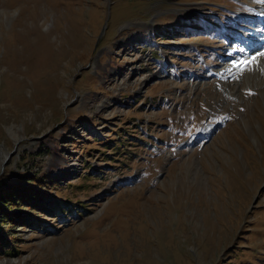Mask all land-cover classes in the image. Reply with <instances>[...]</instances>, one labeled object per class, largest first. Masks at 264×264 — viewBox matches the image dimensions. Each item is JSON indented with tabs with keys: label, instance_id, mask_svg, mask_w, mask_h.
Masks as SVG:
<instances>
[{
	"label": "rangeland",
	"instance_id": "1",
	"mask_svg": "<svg viewBox=\"0 0 264 264\" xmlns=\"http://www.w3.org/2000/svg\"><path fill=\"white\" fill-rule=\"evenodd\" d=\"M262 6L0 0V264H264Z\"/></svg>",
	"mask_w": 264,
	"mask_h": 264
},
{
	"label": "trees",
	"instance_id": "2",
	"mask_svg": "<svg viewBox=\"0 0 264 264\" xmlns=\"http://www.w3.org/2000/svg\"><path fill=\"white\" fill-rule=\"evenodd\" d=\"M10 192L9 189H6L4 190V193L5 192ZM4 193L1 194L0 192V255H3V254H8L9 252L13 251V248L15 246L14 242L11 240V237L7 234V233H4L3 231V227H2V222L4 223H9L11 218H12V214L9 213V210L8 208H11L9 205H7L8 203V199L6 195H3ZM32 197L34 198V195L35 198L37 200H39V202H34V201H30L28 199H25V202H30L31 204H28V208H30L31 210H36V209H39V210H44V211H47V208L49 206L48 205H43V199H40V195L39 194V191H32L31 193ZM9 204V203H8ZM7 206V208H6ZM54 209L57 211V209L54 207ZM42 211V212H44ZM8 212V213H7ZM15 212H17V210H15ZM14 216L15 218H18L20 217V214H15L14 213ZM15 220V219H14ZM23 224H27L28 226H33L34 225V219L30 216H27L24 218V220L22 221Z\"/></svg>",
	"mask_w": 264,
	"mask_h": 264
},
{
	"label": "bare ground",
	"instance_id": "3",
	"mask_svg": "<svg viewBox=\"0 0 264 264\" xmlns=\"http://www.w3.org/2000/svg\"><path fill=\"white\" fill-rule=\"evenodd\" d=\"M255 1V0H254ZM260 15L263 17L264 16V8L262 9V11L260 12ZM258 21V20H257ZM246 26V25H245ZM255 26V25H254ZM260 31L263 32V37H261L260 39H256L255 35H251V34H244V37L242 38V43L241 45L243 44L244 45V51L245 50H248V49H254L253 51V56H256L257 59H256V70L258 71V73L256 74L255 76V80L257 82V85L259 83H261L262 81L264 82V77H262V74H260V71H259V66H258V62H261V64H263V67H264V56H260L259 53L261 52H264V22L262 21V26H260ZM249 36V37H248ZM255 46H258L257 48H255ZM235 51L238 52V49L235 48ZM245 55V54H244ZM244 55L242 56V58H238L235 63L241 61V60H244ZM252 56V57H253ZM246 58V57H245ZM260 60V61H259ZM232 63L229 62V61H226L222 66L221 68L219 69H216V72H219V73H222L224 74V76L227 77L226 75V71L229 70V68H233L232 67ZM254 67V69H255ZM253 69V70H254ZM263 70V69H262ZM262 80V81H260ZM223 82V81H222ZM222 85V84H221ZM223 88V86H222ZM228 92H231V89L229 88L227 90Z\"/></svg>",
	"mask_w": 264,
	"mask_h": 264
},
{
	"label": "snow or ice",
	"instance_id": "4",
	"mask_svg": "<svg viewBox=\"0 0 264 264\" xmlns=\"http://www.w3.org/2000/svg\"><path fill=\"white\" fill-rule=\"evenodd\" d=\"M260 56H264V52L259 53ZM257 57L253 56L250 60H241L234 64L235 67L241 69L242 71L249 65L256 61Z\"/></svg>",
	"mask_w": 264,
	"mask_h": 264
},
{
	"label": "water",
	"instance_id": "5",
	"mask_svg": "<svg viewBox=\"0 0 264 264\" xmlns=\"http://www.w3.org/2000/svg\"><path fill=\"white\" fill-rule=\"evenodd\" d=\"M11 152H7L6 155L3 157V159H1L0 162V168L1 170L3 169V167L5 166V164L7 163L8 157L10 156Z\"/></svg>",
	"mask_w": 264,
	"mask_h": 264
}]
</instances>
